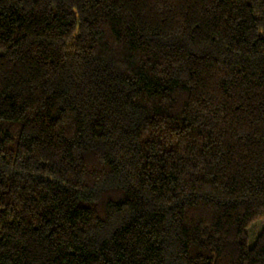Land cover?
<instances>
[{"label": "trees", "instance_id": "trees-1", "mask_svg": "<svg viewBox=\"0 0 264 264\" xmlns=\"http://www.w3.org/2000/svg\"><path fill=\"white\" fill-rule=\"evenodd\" d=\"M264 0H0V264H264Z\"/></svg>", "mask_w": 264, "mask_h": 264}, {"label": "rangeland", "instance_id": "rangeland-1", "mask_svg": "<svg viewBox=\"0 0 264 264\" xmlns=\"http://www.w3.org/2000/svg\"><path fill=\"white\" fill-rule=\"evenodd\" d=\"M264 227V221H261L257 223L256 225L252 226L248 231V235L250 240H253V238L259 233V231Z\"/></svg>", "mask_w": 264, "mask_h": 264}]
</instances>
